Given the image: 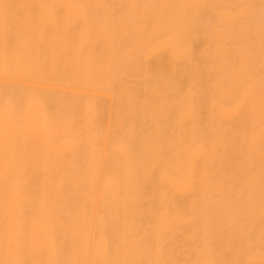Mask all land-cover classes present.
I'll use <instances>...</instances> for the list:
<instances>
[{
  "label": "bare ground",
  "instance_id": "bare-ground-1",
  "mask_svg": "<svg viewBox=\"0 0 264 264\" xmlns=\"http://www.w3.org/2000/svg\"><path fill=\"white\" fill-rule=\"evenodd\" d=\"M0 264H264V0H0Z\"/></svg>",
  "mask_w": 264,
  "mask_h": 264
}]
</instances>
